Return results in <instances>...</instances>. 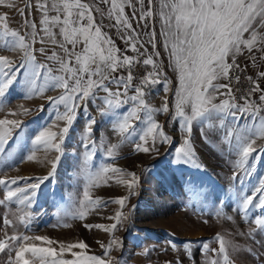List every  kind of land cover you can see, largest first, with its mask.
<instances>
[{
  "label": "snow or ice",
  "instance_id": "6c2138e0",
  "mask_svg": "<svg viewBox=\"0 0 264 264\" xmlns=\"http://www.w3.org/2000/svg\"><path fill=\"white\" fill-rule=\"evenodd\" d=\"M136 3L141 8L138 22L152 19L154 15L160 18L161 35L164 37L163 47L168 51L171 67L178 77V86L175 90L169 88L170 81L166 76L161 79L162 70L154 59L160 56V52L155 50L154 27L146 33L148 44L154 51L147 54L142 61L140 59L145 55L146 50L141 52L137 47L139 33L133 28L131 19L125 11L126 8H132V18H136L135 4L132 0H51L50 7L48 0H37L36 7L41 15L40 31L38 32L35 21L25 18L24 27L30 31H25L23 34L15 29L10 30L7 12L0 14V36L5 37V46L22 52L19 60L12 59L8 55H0V99L6 97L9 88L22 74V70L29 77V94L43 93L50 80L54 87L64 90L58 97H48V102L57 108L64 106L63 114L57 113L56 119L65 121V126L59 131H54L51 127H43L31 141L32 154L27 159L34 158L36 149L61 152V145L76 119L77 109L81 105L86 106L89 100L97 98V91L105 94L99 97L103 101V107H100L101 115L111 118L113 131L117 133L121 143L135 138L139 142L133 141L134 148L142 153L158 151L157 143H172V137L166 134L164 125L154 119L156 113L169 112L168 99L165 97L161 107L153 108L145 98V88L162 84L165 93L173 91L175 111L172 120L177 121L179 127L185 129L182 143L175 148L173 163L196 168L204 166L198 161L197 152L192 143L193 122L202 123L213 113L225 114L231 116L233 121H238L241 117H257L264 108V88H261L259 81L254 80L253 77H248L252 87L248 95L242 97L243 105L236 102L229 84L219 83L221 78L230 79L229 74L234 66L239 67L235 63V57L242 51L247 50L250 55L254 51L259 52L261 59H264V0H147L146 8L145 0H136ZM154 3L158 5L155 13L153 12ZM0 6L16 7L13 0H0ZM31 6V4L25 5V7ZM101 6H107V11L105 12ZM17 11L20 16H24V8H19ZM50 12L55 14L49 15ZM97 13L101 17L107 16L109 19H114L116 24L113 26L118 30L131 33L120 37L127 45L125 51H121L116 46L101 24H97ZM56 29H58L60 40L56 39ZM40 32H43V36ZM8 37L12 39L9 40ZM37 41L41 44L48 42L58 44L64 53V56H57V53L53 52L52 57H49V59L58 60L59 71L62 74L45 75L44 87L39 88H37V81L41 78V73H51L52 69L46 64L37 63L34 48ZM68 45L71 47L69 48ZM127 50L135 52L136 55H127ZM38 51L44 54L45 47L39 48ZM230 56L232 63L228 62ZM255 61L256 57L253 55L254 65ZM139 63L151 66L152 70L148 71L137 84H133L132 68ZM121 69L128 70L127 76L114 75ZM258 76L264 79V71H260ZM239 79L237 76V82ZM110 84L117 86L115 91L109 87ZM130 90L133 93L131 95H129ZM254 93H261L258 98L259 104L251 102L250 98ZM217 97H220L219 103L214 102ZM125 105L128 107L124 108ZM21 108L25 113L29 111L23 106ZM122 108L124 111H119ZM140 122L145 124V128L138 134L135 129ZM95 124V118L89 117L83 135L81 146L88 159H92L97 151V141L92 138ZM17 128H21L19 120L0 119V152L4 151L8 141L13 137V130ZM231 135L232 133L229 132L228 136ZM208 136L209 133L202 130L201 138L205 142H208ZM257 139H264V120L260 121V128L250 135L236 137L234 148L239 154L236 163L243 172H234L233 179L241 175L250 177L251 169L246 167L249 160H255L264 155V144H257ZM99 143L101 146L104 145L102 140ZM117 147V144L106 147L109 158H114ZM59 159L60 156L57 155L51 163V171L42 177L5 176L0 178V186L7 189L4 199H0V204L10 202L14 198L19 199L20 195L31 202V198H34L40 186L54 176ZM113 177H118L116 183L127 188V195L104 200L102 197L94 198L90 194L93 186H99L101 183L107 185ZM25 180L29 183L21 187V183ZM239 183L243 182L239 181ZM138 184L139 177L135 172L112 165L100 168L89 176L77 218L84 220L95 209L115 203L121 210L117 211L114 217H109L114 220L113 223L107 226L84 225L88 230L97 228L115 233L118 225L122 227L123 223L129 220V215L125 214L123 209L130 196L135 194L134 189ZM236 202L239 205L238 210L243 214L242 219L247 217L250 207L264 211V178L250 193L240 189ZM219 203H223V200ZM20 219L24 222L23 217ZM6 223L11 224V221ZM254 224L256 227L243 235L251 237L257 229L264 233V219L256 218ZM216 240L218 248L210 249L207 243L202 245L203 249L215 254L209 264H221L216 257H222L223 264H235L228 252L230 242L219 233L216 235ZM169 243L174 251L177 250L176 244ZM190 243L186 242L183 245L186 252ZM100 247L104 249L103 255L92 253L90 245L84 240L65 242L48 235L17 234L11 236L5 234L4 238L0 239V253L8 254L9 250L12 252L7 264H117L110 253L114 248L122 247V242L113 236L107 245L101 243ZM147 251L148 249H145V253ZM166 264H173V262L167 261ZM175 264H180V261L177 260Z\"/></svg>",
  "mask_w": 264,
  "mask_h": 264
},
{
  "label": "rangeland",
  "instance_id": "374dc122",
  "mask_svg": "<svg viewBox=\"0 0 264 264\" xmlns=\"http://www.w3.org/2000/svg\"><path fill=\"white\" fill-rule=\"evenodd\" d=\"M31 1L27 0V4H31ZM132 2L135 4L136 18H132V8H126L125 11L132 24H135L141 8L136 0ZM157 8L158 5L154 3V13ZM25 11L31 13V7H25ZM98 15L99 13L96 14V20L101 17ZM142 26H147L148 30L154 27L156 30L155 50L160 52V56L156 58L161 69L164 37L161 35L159 16L139 21L138 29ZM247 35L246 33L245 36ZM34 48L37 63L45 62V53H39L40 47L36 44ZM245 51L247 52L244 50L242 53ZM241 54L235 58L244 61L250 73L257 77L261 88H264V79L258 76L260 71H264V59L258 57L255 51L247 60ZM253 55L256 57L255 65L252 63ZM163 73L165 74L162 71ZM45 75L51 76L50 73L42 72L37 88L44 87ZM19 78L9 88L6 97L0 99V119H16L21 122V128L13 130L12 139L8 141L4 151L0 152V178L42 177L51 171V163L57 155L60 159L54 176L40 186L31 202L20 195L19 199L14 198L0 204V239L5 234H17L48 235L65 242L84 240L90 245L92 253L103 255L104 249L100 244L107 245L115 236L122 242V247L114 248L110 253L117 264H166L167 261L175 264L177 260L180 264H209L215 254L203 249L202 245L207 243L210 249L218 248L216 235L219 233L230 242L228 252L235 264H264V233L257 229L251 237L243 235L256 227V218L264 219V211L250 207L247 217L242 219L243 214L238 210L236 202L240 189L250 193L264 178V155L249 160L246 167L251 169L250 177L241 175L233 179L234 172H243L236 163L239 159L238 151L234 148L236 137L250 135L260 128V121L264 120V108L258 114L257 121L250 118L248 123L241 122V119L233 121L231 116L220 113H213L202 123L193 122L192 143L203 168L173 163L175 148L182 143L185 129L172 120V114L154 115V119L164 125L166 134L172 137V143H157L158 151L150 153L136 151L133 141H139L135 138L121 143L117 133L113 131L111 118L103 116L102 122L93 125L92 138L97 141V151L92 159H88L81 146L89 121L84 105L77 109L76 119L61 145V152L36 149L34 158L29 160L27 157L32 154L33 149L31 141L43 127L59 131L65 126V121L56 119L57 113L63 114L65 109L63 105L57 108L48 102V97H52L51 80L43 93L29 94L28 75L22 70ZM109 87L113 91L117 88L115 84H110ZM170 93L166 95L169 107L173 97L172 91ZM96 94L105 95L102 91H97ZM260 94L255 93L251 102L259 104ZM219 100L220 97H217L214 102L219 103ZM21 106L29 111L25 113ZM91 117L96 121L100 119ZM144 128L145 124L140 122L135 131L139 134ZM202 130L209 133L208 142L201 138ZM229 132L232 133L230 137ZM101 140L104 142L103 146L99 143ZM110 144L118 145L114 158L107 156L106 147ZM257 144H264V139H257ZM108 165L135 172L139 177L135 194L130 196L123 209L129 215V220L122 227L118 225L115 233L84 227L85 224L107 226L113 223L114 220L109 217H114L121 210L115 203L95 209L84 220L77 218L90 174ZM117 178L110 179L107 185L101 183L93 186L90 194L104 200L127 195V188L116 183ZM239 181L243 183L240 184ZM27 183L29 181H23L21 187ZM6 192L7 189L0 186V199H4ZM220 200L223 203H219ZM21 217L24 222H21ZM6 221H11V224ZM169 242L176 244L177 250L174 251ZM186 242H191L187 252L183 248ZM145 249H148L147 253ZM9 255H12L11 250L8 254L0 253V264H7ZM216 258L223 264L222 257Z\"/></svg>",
  "mask_w": 264,
  "mask_h": 264
},
{
  "label": "crops",
  "instance_id": "0c3cea01",
  "mask_svg": "<svg viewBox=\"0 0 264 264\" xmlns=\"http://www.w3.org/2000/svg\"><path fill=\"white\" fill-rule=\"evenodd\" d=\"M13 2L16 5V7H14V8H8L6 6H0V14H2L4 12L8 13V23L10 26V30H12V29L18 30L21 32V34H23L25 31H30V29H25V27H24V19L27 18L29 21H35L37 23V30L39 32L40 31L39 22L41 19V15H40L39 10L36 7L37 0L31 1V5H32L31 6V13L25 11V5L27 4V0H13ZM48 2H49V7H50L51 6V0H48ZM19 8H24V16L23 17L20 16L19 12L17 11V9H19ZM103 8L106 12L107 6H103ZM54 14H55L54 12L49 13V15H54ZM98 16H100V14ZM96 22H97V24H101L103 26V30L110 37H112L114 43L116 44L117 47H119L121 49V51H125L127 49V45H125L123 43V41L120 39V37L122 35L131 34V33H126L123 30H118L117 27L113 26L116 24V21L114 19H109L107 16L98 17ZM137 24H138V22H135V24L133 23V28L136 29V31L139 33V41L137 43V47L140 49L141 52H145V50H146V53H145V58H146L147 54H151L154 51L152 46L148 44V36L146 35V33L149 32L150 30L147 29V26H142V27H140V29H138ZM139 25H141V23H139ZM55 31L57 32L56 39L60 40L61 38L58 34V29H56ZM40 35L43 36V32H40ZM7 39L11 40L12 38L8 37ZM4 41H5V37L0 36V55H8L12 59L19 60L21 58V51L18 49H14L12 47L5 46ZM35 44L37 46H39L40 48L45 47V57H47V59H45V62H40V64H46L49 68L52 69V72L50 73L51 76L61 75L62 73L59 71L60 65H59L58 60L57 59H49V57H52L53 52L57 53V56H64V53H63L62 49L58 46V44L54 45V44H51L50 42L45 43V44H41L39 41H37ZM141 45H143V47H141ZM68 47L70 48L71 45H68ZM134 53L135 52H132L131 50H127V52H126V54L130 55V56H134ZM257 53H258V57L261 58V54L259 52H257ZM241 56L244 58V60L250 59V57H251V55L246 51L243 52L241 54ZM154 59L157 60L156 57H154ZM239 59H241V58H239ZM243 63H244V61H243ZM245 67L247 68L246 65H245ZM161 69L163 72H165V74L163 73V75L161 76V79H163L166 76L167 80L170 81L169 88L172 90H175V88L178 86V77H177L176 72L171 67L170 61L168 59V51H166L164 49H162ZM127 74H128V72L126 69H121L117 73H114V75H124V76H127ZM19 79L20 78L18 76V80ZM219 83L226 84V79L221 78L219 80ZM121 91H122V89H121ZM221 91H224V90H221ZM63 92H64V90L62 88H57L54 86L51 88L52 97H58L59 95L63 94ZM145 93H146V97H145L146 100L149 102V104L153 108L161 107L162 104L164 103L165 97L168 96V93H169V95L171 94L170 91L168 93L164 92L162 84L154 85L153 88H151L149 91H146V89H145ZM172 93H173V91H172ZM131 94H133V93L130 90L129 95H131ZM254 95H255V93L253 94V96ZM96 96H97V98L88 101V103L86 105V109H87L86 112H87V116L89 115V117H91V116H95L96 118L100 117V119L99 120L97 119V121H96V123H100L103 120L102 119L103 116L101 115V111H100V107H103V101L101 99H99V97H103V96H100L98 94H96ZM252 97L250 99H252ZM225 98H227V97H225ZM127 107H128V105L124 106V108H127ZM124 108L120 109V111L124 110ZM174 111H175V109H174V96H173L171 99V107H169V112L168 113H156V114H166V115L172 114L173 115ZM243 118L246 119L245 123H248L250 118H254L257 121V117L246 116ZM175 122L178 124L177 121H175ZM252 122L254 123V121H252Z\"/></svg>",
  "mask_w": 264,
  "mask_h": 264
},
{
  "label": "built area",
  "instance_id": "2783aa9c",
  "mask_svg": "<svg viewBox=\"0 0 264 264\" xmlns=\"http://www.w3.org/2000/svg\"><path fill=\"white\" fill-rule=\"evenodd\" d=\"M136 53H134V56ZM141 61L145 59V56L140 57ZM229 63H232V59H228ZM235 63L239 67H233L230 71V79H226V84H229L232 89V95L236 97V102L243 105L244 100L242 97L248 95L249 89L252 87L251 81L248 80V77H253L254 80H257L256 76L251 74L250 71L245 67L243 61L239 58H235ZM127 70V69H126ZM150 66L143 65V63L136 64L132 68V74L134 77L133 84H137L139 80L148 72L151 71ZM128 72V70H127ZM239 77V82H237L236 77ZM253 96V94H252ZM251 96V97H252ZM241 122H246V119L241 117Z\"/></svg>",
  "mask_w": 264,
  "mask_h": 264
},
{
  "label": "trees",
  "instance_id": "16d2710c",
  "mask_svg": "<svg viewBox=\"0 0 264 264\" xmlns=\"http://www.w3.org/2000/svg\"><path fill=\"white\" fill-rule=\"evenodd\" d=\"M151 88H153V86H151V87H146L145 89H146V91H149Z\"/></svg>",
  "mask_w": 264,
  "mask_h": 264
}]
</instances>
